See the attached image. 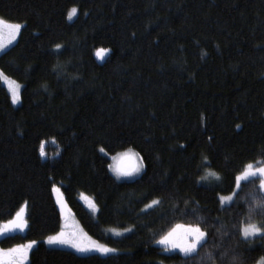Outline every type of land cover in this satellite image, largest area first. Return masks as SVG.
I'll use <instances>...</instances> for the list:
<instances>
[{"label": "trees", "instance_id": "16d2710c", "mask_svg": "<svg viewBox=\"0 0 264 264\" xmlns=\"http://www.w3.org/2000/svg\"><path fill=\"white\" fill-rule=\"evenodd\" d=\"M0 18L22 25L0 55V228L21 210L27 224L0 249L35 241L24 264L264 261V239L238 233L264 226L260 178L235 180L264 164V0H0ZM129 149L142 172L117 179ZM58 193L114 252L46 245L68 233ZM178 224L207 234L190 255L156 242Z\"/></svg>", "mask_w": 264, "mask_h": 264}, {"label": "snow or ice", "instance_id": "6c2138e0", "mask_svg": "<svg viewBox=\"0 0 264 264\" xmlns=\"http://www.w3.org/2000/svg\"><path fill=\"white\" fill-rule=\"evenodd\" d=\"M77 9L73 8L68 13V19L71 20L73 16L76 14ZM0 25H3L4 27L8 28L12 35H17L22 25L19 23L15 24H6L2 18H0ZM2 47V46H0ZM61 48V45L57 44L56 49L59 50ZM110 49H98L96 51V55L103 59L102 54H106L109 52ZM19 85L16 86L17 89H19ZM18 95L16 90H13L12 94V100L13 103L18 102ZM240 126L237 125V128ZM101 152H103V149H100ZM131 153L132 150L129 149L126 153H121L120 157L122 158V161L118 165H109L110 168H112V171L114 172L117 179H120L122 177L127 178H134L137 176L141 169L143 168V165H138L135 162L131 163H124V161H131ZM40 155L44 156L45 153L43 151V147H41ZM139 155V154H135ZM113 159H117L114 157ZM205 168L211 167L210 164L205 162L204 164ZM209 175L216 177V179H219L218 176H216L215 172L209 173ZM250 176H259V186L261 189H264V166H259L257 168H253V164L249 163L246 165L245 170L243 173L239 176L235 177L237 187L239 186V182L241 178L247 179ZM203 179V178H202ZM151 182V181H149ZM58 192L59 189H56ZM232 201L231 196H223L219 198V203L222 205L228 204ZM153 204H159V201L153 200ZM93 209H95L94 204H90ZM256 208L259 211V214L264 216V199H261L259 204L256 205ZM227 210V209H225ZM23 210L21 212H18L16 214V219L14 221H11V225L13 228H19L23 229L26 227V221L22 218ZM238 233L244 238L245 241L250 242V238L260 236L262 239H264V226L256 225L254 223H245L238 225ZM206 233L201 230V228L193 225H176L175 228H173L171 231L167 232L166 234L162 235L158 241H156L158 244L164 246L165 250H172L179 248L181 252H183L186 256L190 255L191 253H194L198 246H202L201 242L206 237ZM47 242L49 244H59V245H67L71 248L76 249V251L81 253H88L92 251L101 252L103 254H108L110 252H114L115 249H110L104 246L99 247H88L84 243L80 242L75 238L72 234H66L64 232H60L55 236H49ZM35 241H29L27 245H18L15 248L8 249L5 251L4 249H0V259L4 260V264H22L23 257L27 254V252L35 245ZM226 255V253H222L221 256L223 257ZM233 260L236 259V256L233 255Z\"/></svg>", "mask_w": 264, "mask_h": 264}, {"label": "rangeland", "instance_id": "374dc122", "mask_svg": "<svg viewBox=\"0 0 264 264\" xmlns=\"http://www.w3.org/2000/svg\"><path fill=\"white\" fill-rule=\"evenodd\" d=\"M4 22L6 24H15V23H9V22H6V21H4ZM20 33H21V30H20V32L17 35L13 36L11 31L8 28L4 27L3 25H0V46H2V47H0V55L17 42V40H18V38L20 36ZM1 76H2L1 78H2V81H3L4 85L7 87L8 91L10 92L11 98H12L13 90H16L19 99H18V102L14 103V104L15 105H19V103L21 101V89H22L21 84H19L17 81H15L12 78H8L3 73H1ZM17 85L20 86L19 89L16 88ZM124 153H126V152H124ZM120 154L115 156L117 159H113L112 158V165L113 166L118 165V164L121 163L122 158L120 157ZM135 154L136 153L132 151V153H131V161H124V163L135 162L138 165H142V162H141L139 156H137ZM259 166H264V164L259 165ZM259 166L256 165V166H253V168L255 169V168L259 167ZM141 172H142V169H141L140 173L137 176H135L134 178L122 177V178H120V180H133V179L137 178L138 176H140ZM256 177H259V176H250L247 179L242 177L240 182H239V186H240V184L242 182L247 181V180H249L251 178H256ZM262 191L264 192V189H262ZM235 194H236V191L234 193L230 194V195H227V196H231L232 197V201H233L234 197H235ZM230 203H228V204H230ZM90 204L91 203H86V206L91 208L90 210L93 213H95L96 211L92 210L93 207H91ZM63 218H64V221H65L63 226L65 227L66 230H68L67 234H72L75 238H77L78 241L84 243L88 247H99V246L107 247L106 245L97 242L91 236H89L86 232H84L82 230L81 226L79 225L78 221L75 220V218L69 213V211L65 212ZM47 240L45 241L47 246H51V247L52 246H57L56 248H68V249H70V250H72V251H74V252H76L78 254H82V255H84V254L87 255V254H91V253L103 254V253L97 252V251H92V252H88V253H81V252L76 251V249L71 248V247H69L67 245L49 244L47 242ZM107 248H109V247H107ZM24 262H25V256L23 257L22 264H24ZM0 264H4V260L3 259H0ZM257 264H264V261H260Z\"/></svg>", "mask_w": 264, "mask_h": 264}, {"label": "water", "instance_id": "95a60500", "mask_svg": "<svg viewBox=\"0 0 264 264\" xmlns=\"http://www.w3.org/2000/svg\"><path fill=\"white\" fill-rule=\"evenodd\" d=\"M55 201H56L57 208L59 209V211L63 215L65 214L66 211H69L67 203L65 202V200L62 198V196L59 193L56 194ZM22 218L25 221V213L24 212H23ZM15 219H16V217L12 221H14ZM10 222L5 224L4 228L0 229V240H3L7 237L14 236V235H17L20 233L25 235V230H26L27 224H26V227H24L23 229H19V228H13Z\"/></svg>", "mask_w": 264, "mask_h": 264}]
</instances>
